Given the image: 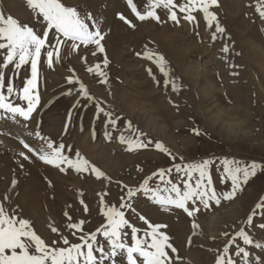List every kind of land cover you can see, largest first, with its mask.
<instances>
[{
  "label": "rangeland",
  "instance_id": "374dc122",
  "mask_svg": "<svg viewBox=\"0 0 264 264\" xmlns=\"http://www.w3.org/2000/svg\"><path fill=\"white\" fill-rule=\"evenodd\" d=\"M61 2L76 8L82 16L93 17L86 22L90 31L99 28L104 51H98L95 44L77 42L75 49L70 44L61 45L59 58L54 55L49 68L46 51L53 50L56 43L55 32L49 29L50 44L46 43L38 65V86L34 90L39 96L37 110L24 119L0 109V128L6 129L0 130L1 136L6 132L4 136L13 137V142L21 146V141L30 146L37 140L46 148L48 142L53 148L63 143V155L76 161L78 152L80 159L89 162L83 172L61 164L57 168L58 180L41 172L43 182L52 190L46 192V198L56 205L60 217L56 221L52 209L47 210L48 228L39 236L50 247L81 243L80 236L87 237L107 226L103 213L114 207L125 213L129 224L137 228L138 237L150 230L149 223L166 225L161 231L177 250L172 253L166 249L175 264H215L225 245L229 248L225 262L231 257L234 264H245L243 253L237 255L238 247H244L249 253L247 264H264V229L259 227L264 224V209L256 208L257 204H264V0H217L209 7L217 18L211 27L204 19L200 0H196L195 7L190 0H173L170 9L152 7L155 0H132L136 12L145 15L154 11L158 17L143 21L128 0ZM181 5H187L188 10L181 12ZM0 12L37 33L46 27L42 16L30 9L26 0H0ZM173 12L178 22L170 19ZM186 15L195 19L185 20ZM216 22L225 31L213 39ZM225 46L227 52L223 51ZM4 55L6 49L0 50V72L4 74L0 93L6 103L27 108L20 96L31 75L30 64L19 69L14 64L4 66ZM157 56L164 57V71L156 62ZM89 68L94 71L89 72ZM98 71L105 76H99ZM9 83L13 85L12 94L7 92ZM80 84L91 99L81 95ZM97 104L112 113L115 126L106 125L109 118L96 112ZM229 122L236 126L234 131L227 129ZM137 142H146L147 146L136 147ZM156 143L169 151L157 149ZM33 157L27 158L31 166L35 165ZM203 159L210 160L208 171L217 193L232 189L231 180L223 171L225 159L242 165L255 161L262 167L256 176L241 182L234 197H221L219 205L209 201L205 208L199 201L195 205L189 201L192 216L174 205L156 203L151 193L145 196L143 190L134 198L127 196L129 188L139 189L148 178V187L159 190L161 195L165 194L164 188L170 187L169 182L183 190V181L188 177L176 172L173 164L198 163ZM13 162L16 167L17 161ZM92 167L103 176L93 172ZM161 169L165 170L163 179L159 175ZM196 178L198 174L194 173L190 182L194 184ZM249 215L253 216L251 224L247 222ZM81 222L79 230L67 227ZM193 224L198 227L193 228ZM53 228L57 231L53 232ZM241 228L253 238V244L244 245L240 237L228 243ZM123 232L121 241L131 246V227L125 226ZM64 238L69 245L63 244ZM97 245H102L107 254L101 259L94 247L97 264H128L125 251L110 255L102 231L97 233ZM136 259L137 264H143L141 258Z\"/></svg>",
  "mask_w": 264,
  "mask_h": 264
},
{
  "label": "snow or ice",
  "instance_id": "6c2138e0",
  "mask_svg": "<svg viewBox=\"0 0 264 264\" xmlns=\"http://www.w3.org/2000/svg\"><path fill=\"white\" fill-rule=\"evenodd\" d=\"M192 7H195L196 0H190ZM27 6L42 16L43 21L46 23V27L42 29V33H37L32 27L27 24H21L17 19L11 15L5 16L4 13L0 12V50L6 49V55L3 56V64L7 66L14 64L16 69H19L23 65L30 64L31 75L27 78L22 87V95L20 96L21 101L27 102V108L19 105L13 106L12 103L5 102V96L0 93V109L7 110L12 114H19L20 117L28 119L36 110L39 104V96L35 94L38 86V65L41 61L42 54L46 50V43L50 44L47 40L49 37V29H53L56 35V43L53 50L46 51L47 64L49 68L53 66L54 55L59 58L61 51V45H69L71 49L77 47V42L85 45L95 44L97 50L103 52L104 49L101 46V32L97 27L96 31L89 30V24L86 21L93 20L91 15L82 16L78 10L74 7H66L61 0H26ZM130 6H132V0H128ZM204 19L207 21L208 26L211 27L212 23L217 20L216 15L209 11L211 5L217 4V0H200ZM163 7L164 9H170L173 6V0H155L152 7ZM133 12L139 20L143 21L147 17H153L158 19L154 11H148L145 15H141L136 12L135 6H132ZM188 10L187 5H181L180 11L185 12ZM264 16V12H261ZM119 18L125 23L131 25V22L126 20L122 14H118ZM185 20L193 21L195 18L192 15H186ZM170 19L174 22L177 21V16L173 12ZM224 28L220 26L218 22L215 24V31L212 38L216 39V34H223ZM224 52L228 51L227 46L223 48ZM148 59H153V56L145 53ZM156 62L160 65L161 71H164V57L157 56ZM106 64L107 61L105 60ZM99 69V65L96 66ZM89 72L94 71L93 68L88 69ZM98 75L101 77L105 76V73L98 71ZM167 76V72H165ZM4 74L0 72V85L3 84ZM165 83H169L165 80ZM173 90L176 89V84H172ZM7 92L13 93V85L11 83L7 86ZM81 95L88 97L87 90L84 85L80 84ZM87 106V105H85ZM76 107V105H74ZM96 112L103 113L104 116L109 119L106 121V125L110 123L115 126L117 121L112 119V113L106 112L99 104L96 105ZM71 115V114H70ZM199 134V131L193 129ZM105 135H109L107 132ZM121 142L124 141V137H120ZM24 148L32 152L33 149L27 144L21 141ZM146 147V142H137L136 147ZM65 145L61 143L58 147L53 148L51 142L47 143V149L51 151H45L44 147L41 146L39 158L47 164L55 165L60 168L61 164L66 163L68 166L75 168L77 172L86 171L89 168V162L86 159H80L79 153H76L77 160L73 161L68 156L61 153ZM132 142H129V148L131 149ZM155 147L161 151L168 152L169 150L164 147L161 143H156ZM20 155L27 159L28 157L24 152ZM209 164L210 160L203 159L202 162L198 163H187V164H173V168L178 173L185 174L188 179L183 181V190L175 183H170V187L163 189L164 195L160 194L157 189L148 187V179H145L143 183L139 185V189L135 191L129 188L127 196L134 198L137 192L143 190L145 196L151 193V197L155 199L156 203L161 205H174L178 209H183L189 216H192L193 212L189 211L188 202L191 201L193 205L197 201L200 202L205 208L209 207V201H214L217 205L221 202V197L224 199H231L234 197L236 191L240 188L241 182H247L249 177L257 175V169L261 168L262 165L253 161L251 164H241L239 161L227 160L223 162V171L227 177L231 180L232 189L231 191H224L217 193L212 187V180L209 175ZM98 176H103L97 168L92 167L91 169ZM63 171V169H61ZM171 171V169H168ZM198 174V178L195 179L194 184L190 181L193 179V174ZM165 170L161 169L159 175L161 179L164 178ZM16 183L15 179L12 181ZM174 194V195H173ZM124 205H122L123 207ZM131 207V205H127ZM257 209H264V204H257ZM196 209L194 208L193 211ZM15 212V209H13ZM19 214L17 213V216ZM107 217V226H101L93 231L90 235L80 236L81 243H71L67 247L48 246L45 241L37 235L30 227V221L28 219L19 218L16 216H9L3 204H0V264H97V257L94 255L95 250L100 252L101 259L107 255L102 245H97V233L102 231V234L108 240L110 255H117L118 251H125L127 254L128 264H137L136 257L142 259L143 264H175V261H170L169 252L166 249H170L172 253L177 250L173 247L170 242V238L165 234L166 225L162 224H148L149 231L143 233L142 236H137V228L132 227L129 221L125 219V213L117 210L114 207H110L103 213ZM143 220L144 217H141ZM247 222L251 224L253 222V216L247 217ZM82 223H70L67 225L69 229L79 230L82 227ZM125 226L131 227V246L126 245L121 241V237L125 235L123 229ZM198 227L193 224V228ZM259 227L264 229V224H260ZM53 232L57 229L53 228ZM227 235V233H225ZM236 237H240L244 245L253 244V238L241 228L237 231L232 239L228 241L229 244L235 241ZM191 240H189V244ZM64 245H69L67 238L63 239ZM259 246V245H257ZM33 247L35 251H33ZM86 249V251H85ZM229 248L227 245L224 246L223 254L218 255L215 264H234L231 257H228L226 262L224 257L228 255ZM243 253L245 258V264H247V257L249 253L244 247H238L237 255Z\"/></svg>",
  "mask_w": 264,
  "mask_h": 264
},
{
  "label": "bare ground",
  "instance_id": "6f19581e",
  "mask_svg": "<svg viewBox=\"0 0 264 264\" xmlns=\"http://www.w3.org/2000/svg\"><path fill=\"white\" fill-rule=\"evenodd\" d=\"M14 4L16 2L11 5ZM5 5L8 6L9 4L6 2ZM111 7L113 8V6ZM233 128H236V126L229 122L227 129L233 130ZM0 130L4 131L6 129L0 128ZM3 134L5 135L6 132ZM4 135H0V141L3 143V146H0V204L4 205L5 211L9 216H16L17 219H28L31 229L37 235L44 234L48 228L47 210L52 209L51 212L55 214V220H58L60 215L56 205L50 203L49 199L47 200L46 192H52V190H48L47 185L43 182L44 177L41 172L47 173L52 179L58 180L60 178L59 170L55 165L47 164L39 158L41 146L44 147L45 151H49V149L46 150L47 148L44 144L36 140L34 144L30 145L33 151L29 152L28 149L13 142V137ZM21 152H24L28 158L29 155H33L32 160L35 161V165H29L27 159L20 155ZM13 159L17 161L16 167ZM17 166L19 167L17 168ZM12 167H14L13 170H11ZM38 168H40L39 171ZM15 170L16 174H14ZM13 179L16 181L15 184L12 183ZM13 209H15V212H13ZM17 213L19 214L18 216ZM33 251H35L34 247Z\"/></svg>",
  "mask_w": 264,
  "mask_h": 264
}]
</instances>
